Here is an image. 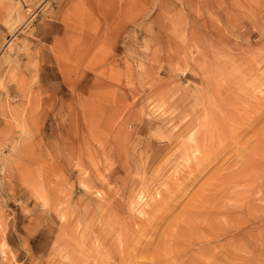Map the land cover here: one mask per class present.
<instances>
[{"label": "rangeland", "instance_id": "rangeland-1", "mask_svg": "<svg viewBox=\"0 0 264 264\" xmlns=\"http://www.w3.org/2000/svg\"><path fill=\"white\" fill-rule=\"evenodd\" d=\"M0 264H264V0H0Z\"/></svg>", "mask_w": 264, "mask_h": 264}]
</instances>
